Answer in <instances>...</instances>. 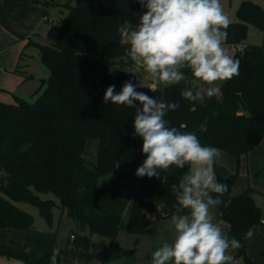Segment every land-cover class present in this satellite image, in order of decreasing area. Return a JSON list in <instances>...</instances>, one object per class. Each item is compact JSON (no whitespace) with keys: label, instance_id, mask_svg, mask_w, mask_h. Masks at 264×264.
<instances>
[{"label":"trees","instance_id":"trees-1","mask_svg":"<svg viewBox=\"0 0 264 264\" xmlns=\"http://www.w3.org/2000/svg\"><path fill=\"white\" fill-rule=\"evenodd\" d=\"M259 1L244 0L237 11L238 21L227 29L226 44L245 47L234 54L240 61L239 75L225 82L219 95L195 102L182 98L185 88L196 91L190 80L158 85L156 92L137 87L158 101L179 103V108L165 117L169 126L179 129L184 125L182 131L195 132L202 144L231 155L238 167L242 156L264 139V43L246 44L249 26L264 36V8ZM64 6L66 12L61 10L63 16L55 24L56 38L37 45L49 70V77L42 81L44 89L36 93L34 102L21 97H15L14 103L0 101V228L35 230L34 216L17 206L23 203L36 207L49 225L54 210L59 209L82 229L88 227L91 235L116 237L124 218L128 233L154 235L155 223L170 219L175 210L171 184L186 169L172 168L165 173L168 184L156 177H139L129 204L120 184L98 185V180L111 175L118 165H133L142 147V138L134 136L135 110L105 104L103 97L110 85L119 92L125 82L133 83L123 69L133 62L119 44L118 28L135 26L138 14L145 9L137 0H69ZM90 140L99 141L95 162L85 157ZM214 170L218 182L228 185L222 199L225 203L231 200L229 206L214 209L216 220L229 224L232 238L243 245L235 250L234 258L254 264L244 236L249 228L263 224L262 210L250 190L235 192L238 171L230 174L217 162ZM39 194H52L56 199H42ZM72 235V248L64 249V258L93 260L91 237L77 231ZM0 254L25 264H52L54 256L59 264L54 254L2 249Z\"/></svg>","mask_w":264,"mask_h":264},{"label":"clouds","instance_id":"clouds-1","mask_svg":"<svg viewBox=\"0 0 264 264\" xmlns=\"http://www.w3.org/2000/svg\"><path fill=\"white\" fill-rule=\"evenodd\" d=\"M137 3L145 11L138 14L134 27L125 24L118 28L119 44L125 47L136 70H143L153 81L151 91L156 92L157 85L173 86L186 80L207 85L195 92L192 88L181 91L182 98L195 102L217 96L218 84L239 75L240 61L226 47L231 21L221 0ZM115 88L107 87L104 103L134 109V136L143 141L141 151L146 159L135 175L156 177L168 184L165 173L172 168L186 169L171 184L176 201L169 221L173 239L164 241L152 253L151 264H234L233 253L243 245L230 238L213 215L220 205L231 204V200L225 203L222 199L228 185L218 182L214 170L221 150L202 144L195 132L182 131L184 125L179 129L169 126L165 117L178 109L179 103L158 101L137 91L131 81L125 82L119 92ZM254 234L255 226L248 229L244 239ZM52 264H56L54 256Z\"/></svg>","mask_w":264,"mask_h":264},{"label":"crops","instance_id":"crops-1","mask_svg":"<svg viewBox=\"0 0 264 264\" xmlns=\"http://www.w3.org/2000/svg\"><path fill=\"white\" fill-rule=\"evenodd\" d=\"M67 2L66 0H0L1 102L14 103L15 97L26 99L21 93L30 82H36L38 86L34 95L42 89L43 79L37 78L29 69L33 58L30 50L35 47L38 49V44L49 43L47 39L51 26L46 17L54 20L55 16L59 19L63 16L61 10L66 12L64 5ZM30 75L32 78H28ZM224 153L221 150V156L217 161L230 174H235L237 171L239 173L234 190L237 194L250 190L264 217V139L254 151L242 156L239 167L236 160L233 163ZM127 172L123 168L122 176L127 175ZM33 216L34 231L0 228V249L18 253H36L39 256L54 254L59 264H149L150 251H155L166 240L171 242L174 235L170 233L156 246L154 243L156 233L135 235L121 227L117 236L111 238L91 235L88 227L83 228V234L91 237L89 251L94 256L93 260L86 261L76 257L64 258L63 251L70 244L73 231L65 238L64 236L59 238L57 234L62 221L68 219L66 214L56 209L52 225L40 215ZM215 221L219 222L226 234L232 238L229 224ZM248 255L254 264H264V223L255 226V234L249 239ZM0 264L25 263L21 259L0 254ZM234 264H244V262L234 258Z\"/></svg>","mask_w":264,"mask_h":264},{"label":"rangeland","instance_id":"rangeland-1","mask_svg":"<svg viewBox=\"0 0 264 264\" xmlns=\"http://www.w3.org/2000/svg\"><path fill=\"white\" fill-rule=\"evenodd\" d=\"M66 1H69V0H66ZM243 1L244 0H221V3L224 8V12L229 16L231 23H235L238 21L237 11L240 8ZM259 4L260 6H262V8H264V0L259 1ZM53 18L54 20H49L50 22L49 24L51 26L49 30V39H47L49 43H51L57 36V30L55 28V24L57 23L58 19L55 16ZM263 43H264L263 33L256 27L249 26V32H248L246 44L262 45ZM226 47L228 48V51L230 52V54L234 56L231 45L226 44ZM30 51L32 52V55H33V58L31 59V65L29 68L30 72L33 73L37 78L46 80L49 77V70L43 64L40 58L38 49L35 47V48H31ZM224 83L225 82L220 83L217 86L222 88ZM206 87L207 85L200 84L199 82H197L196 84V90H201ZM37 88L38 86L36 82H30V84L25 87V91L21 93L22 94L21 96L25 97L30 102H34L37 99V95H34ZM43 89L44 87L42 88V90ZM98 145H99L98 140H90L87 143L86 150H85V157L91 162H95L97 159ZM141 149L142 147L137 151L136 161L133 165L120 164L111 175L104 176L98 180L99 187L106 188V187L113 186V184H120L123 199L126 203L129 204L133 198L134 192L136 190V187L139 181V177L135 175L136 170L140 165H142L143 161L146 159L145 155L142 154ZM224 154L227 157H229L233 161V163H235L234 157H232L231 155L227 153H224ZM217 163L220 164L218 161ZM123 168H125L128 171L127 175H124V177H122ZM216 177H217V174H216ZM39 195L41 196L42 199H48V198L56 199L52 194H39ZM17 206L21 209L31 212L35 216L40 215L39 210L32 205L18 203ZM54 211L56 213V209ZM213 215H214V219L216 220V215L214 211H213ZM40 217L42 216L40 215ZM41 219L43 220V218ZM169 221L170 219L161 218L155 223L156 235L154 236V239H155L154 243L156 244V246L162 243L170 233H173L171 230ZM125 223H126V219L124 218L122 225H121L122 228H125ZM71 231H77L79 233H83L84 229H82V227L77 222H75L73 219L71 218L64 219L62 221L61 226L58 228L57 237L60 238L61 236H64L63 238H65L67 235H70L69 233ZM153 252L150 251V256L148 259L149 264H151V257H152Z\"/></svg>","mask_w":264,"mask_h":264},{"label":"built area","instance_id":"built-area-1","mask_svg":"<svg viewBox=\"0 0 264 264\" xmlns=\"http://www.w3.org/2000/svg\"><path fill=\"white\" fill-rule=\"evenodd\" d=\"M46 20L49 21V19L47 17H46ZM231 47L233 49V54H235L238 51H241L245 47V44H235V45H231ZM123 69H124V71L130 73L132 81L134 84L137 85V87H140L139 83L143 87H147V88L152 86L153 81L147 76L146 73L143 72V70L137 71L133 63L127 64ZM157 87H158V85H157ZM220 93H221V90H220ZM149 217L154 218L155 214H149ZM263 223H264V221H263ZM74 239H75V236L71 235L70 236V244L68 245V248H72V242Z\"/></svg>","mask_w":264,"mask_h":264}]
</instances>
